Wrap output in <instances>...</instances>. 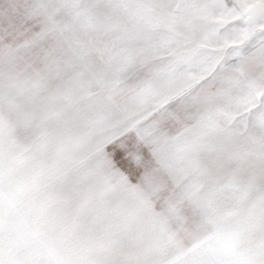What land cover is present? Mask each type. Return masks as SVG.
I'll return each instance as SVG.
<instances>
[{"label":"rangeland","instance_id":"374dc122","mask_svg":"<svg viewBox=\"0 0 264 264\" xmlns=\"http://www.w3.org/2000/svg\"><path fill=\"white\" fill-rule=\"evenodd\" d=\"M0 264H264V0H0Z\"/></svg>","mask_w":264,"mask_h":264}]
</instances>
